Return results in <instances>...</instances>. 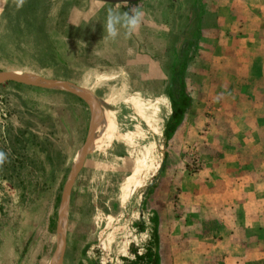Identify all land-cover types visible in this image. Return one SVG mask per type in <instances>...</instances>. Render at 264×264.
Returning a JSON list of instances; mask_svg holds the SVG:
<instances>
[{"label":"rangeland","instance_id":"1","mask_svg":"<svg viewBox=\"0 0 264 264\" xmlns=\"http://www.w3.org/2000/svg\"><path fill=\"white\" fill-rule=\"evenodd\" d=\"M47 1L50 2L24 0L18 7L17 0H5L0 12V73L23 71L67 81L86 88L99 100L124 84L128 93L139 92L146 98L164 95L170 105L168 115L162 118L159 135L147 134L131 146L114 140L109 146L87 154L67 203L66 243L61 264H157V242L162 232L158 228L154 231L151 218H156V224L161 219L167 223L174 218L176 204L183 197V177L192 179L193 173H199L200 166L207 165L213 152L206 142L214 136V128L209 126L222 117L218 114L227 104L224 98L217 97L216 84L209 81L211 53L202 49L191 53L186 47L181 52L179 42L174 49L169 50L171 44L166 53H158L159 57L161 54L168 57L161 62L174 64L181 52L183 60L177 59L181 67L190 54L191 58L200 60L199 66H184L178 75L181 87L190 97L191 108L184 128L165 136L172 113L169 94L176 95L173 83L176 67L163 68L172 76L167 82L159 79V74L156 78L162 82L151 80L152 65L148 68V77L140 73L143 67L138 65L118 69L104 67L102 73L114 76L108 80H97V73L89 76L78 70L73 73L63 66L62 56L46 41ZM189 36L190 32L185 34L184 40ZM108 107L123 117L133 115L122 100ZM217 108L222 110L217 111ZM90 115L82 99L52 86L16 81L0 83V152L6 157L0 164V264H51L59 236L58 210L62 191L85 142ZM132 124H123L120 130L131 129ZM151 144L156 158L146 162L147 182L134 209L136 216L126 225L128 233L140 240L129 241L125 255L113 251L105 258L98 241L102 223L107 216L118 213V187L131 172L135 158ZM198 154L200 160H197ZM157 161L160 171L153 175ZM191 179H188L189 187ZM162 186H169L166 194L159 190ZM167 233L172 234V229L168 227ZM169 247L167 244L165 252H171ZM136 255L142 256L141 259L136 260Z\"/></svg>","mask_w":264,"mask_h":264},{"label":"crops","instance_id":"2","mask_svg":"<svg viewBox=\"0 0 264 264\" xmlns=\"http://www.w3.org/2000/svg\"><path fill=\"white\" fill-rule=\"evenodd\" d=\"M45 5L46 41L73 73L100 75L104 67L138 65L148 77L152 65L151 80L159 74L167 82L172 76L163 68H178L184 47L211 53L209 81L227 104L217 108L222 117L209 126L214 136L206 142L213 152L207 165L192 179L184 175L174 218L156 224L162 232L157 264H264V0H50ZM133 9L141 18L129 31L123 14L132 15ZM110 12L120 16L115 39L106 30ZM178 42L175 63L161 62L168 57L158 53ZM191 56L186 68L200 65L197 55ZM190 108L174 133L184 128ZM167 188L159 190L166 194ZM167 244L171 252H165Z\"/></svg>","mask_w":264,"mask_h":264},{"label":"bare ground","instance_id":"3","mask_svg":"<svg viewBox=\"0 0 264 264\" xmlns=\"http://www.w3.org/2000/svg\"><path fill=\"white\" fill-rule=\"evenodd\" d=\"M5 0H0V12L3 9ZM107 73L98 75L97 80L112 79ZM41 83V82H40ZM102 106V109L97 112V127L91 146L93 149L101 150L109 146L112 141H120L124 145L131 146L135 142L144 139L147 134L157 136L161 132V124L163 117L167 116L170 111L169 102L164 95H157L155 98L143 97L139 92L128 93L125 85L121 84L118 88L107 94L101 102L96 99ZM117 100H122L131 109L133 115L129 117L120 116L113 109L106 106H113ZM132 124V128L122 131L120 126L123 124ZM153 144L145 147L140 156H137L134 161L131 172L121 181L117 192V209L116 215H109L102 223V229L98 233L99 246L106 254L114 253L125 255L127 251V243L129 241L138 242L140 239L132 237L126 228L129 219L134 218V209L141 199L143 189L147 182L145 167L149 159L156 158L153 153ZM159 171V161L156 162L153 169V175ZM128 216V217H126ZM126 218V220L124 219ZM100 226V221H97ZM101 227V226H100ZM114 246V248H113ZM106 261V259H105ZM103 260V262H105ZM103 264H106L103 263Z\"/></svg>","mask_w":264,"mask_h":264},{"label":"water","instance_id":"4","mask_svg":"<svg viewBox=\"0 0 264 264\" xmlns=\"http://www.w3.org/2000/svg\"><path fill=\"white\" fill-rule=\"evenodd\" d=\"M115 1L128 2V1H134V0H115ZM6 81H16V82H21V83H26V84H37L41 82L43 85L52 86L61 91L68 92V93H71L79 97L88 105L90 109L91 115H90L89 127L87 130V136L81 148V152L77 160L74 162L72 166V170H71L72 172L70 173V175L68 176L65 182L62 195H61V202H60V206L58 210L59 236L57 238L56 250H55L53 259L51 261V264H61L62 259H63L65 243H66V228H67V217H68L67 203H68L71 187L73 185V182L79 170L81 169L83 165L85 157L87 156V154L95 150L93 149V146H91V140L93 138V135L97 127V112L99 111V109L101 110L102 107L105 106V104L102 102L103 100H100L102 102V106H101L97 102L96 100L97 98L94 97L89 92V90H87L84 87L75 86L67 81L49 78V77H46L40 74L23 72V71L0 73V83L6 82ZM106 107L109 108L108 106ZM159 171L157 172V174H159Z\"/></svg>","mask_w":264,"mask_h":264},{"label":"trees","instance_id":"5","mask_svg":"<svg viewBox=\"0 0 264 264\" xmlns=\"http://www.w3.org/2000/svg\"><path fill=\"white\" fill-rule=\"evenodd\" d=\"M178 68L179 69L177 68L174 69V74L177 75V78H178V75L184 70V65L183 67L179 66ZM177 80H180V79L178 78ZM173 83H175L176 95L172 93L169 94V97L171 98V104H172V113L170 115V118L164 130L165 136L171 135L175 131L177 125H179V123L181 122L183 118L186 108L190 104V97L185 93L183 87H181V81L179 82L173 81ZM151 221L154 223L156 227V218L152 217ZM154 231H156V228L154 229ZM155 238H157V235H155ZM141 257L142 256L140 255H136V260L141 259Z\"/></svg>","mask_w":264,"mask_h":264},{"label":"clouds","instance_id":"6","mask_svg":"<svg viewBox=\"0 0 264 264\" xmlns=\"http://www.w3.org/2000/svg\"><path fill=\"white\" fill-rule=\"evenodd\" d=\"M23 3H24V0H17L18 7L22 6ZM123 17L126 21V26L129 28V31H132L138 26L140 22V18H141V13L133 9L132 15H129L128 13H124ZM119 20H120V16L114 15L111 12L109 13L107 25H106L108 37L112 39L116 38L118 33L115 27V24L119 22ZM5 158H6L5 154L3 152H0V164L4 162Z\"/></svg>","mask_w":264,"mask_h":264}]
</instances>
